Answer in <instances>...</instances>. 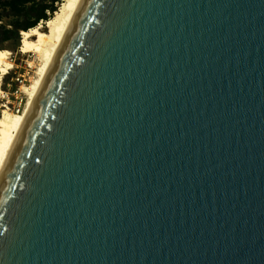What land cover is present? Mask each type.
Masks as SVG:
<instances>
[{
  "label": "water",
  "instance_id": "obj_1",
  "mask_svg": "<svg viewBox=\"0 0 264 264\" xmlns=\"http://www.w3.org/2000/svg\"><path fill=\"white\" fill-rule=\"evenodd\" d=\"M0 264H264V0H80L0 170Z\"/></svg>",
  "mask_w": 264,
  "mask_h": 264
},
{
  "label": "bare ground",
  "instance_id": "obj_2",
  "mask_svg": "<svg viewBox=\"0 0 264 264\" xmlns=\"http://www.w3.org/2000/svg\"><path fill=\"white\" fill-rule=\"evenodd\" d=\"M79 2L80 0H63L53 16L46 20L44 28L38 24L31 29L20 31L22 52L24 55H33L34 59L28 61V67L34 69V72L29 78V84L19 87V92L26 96L21 112H11L8 105L0 103V170L16 131ZM10 55L8 50L0 51V87L4 77L14 68L9 59Z\"/></svg>",
  "mask_w": 264,
  "mask_h": 264
},
{
  "label": "rangeland",
  "instance_id": "obj_3",
  "mask_svg": "<svg viewBox=\"0 0 264 264\" xmlns=\"http://www.w3.org/2000/svg\"><path fill=\"white\" fill-rule=\"evenodd\" d=\"M3 1L5 0H0V3ZM62 1L63 0L54 5L56 6V10L59 8ZM36 2L45 3L48 2V0H36ZM53 14L49 15L50 18ZM16 21L17 19L12 12L0 5V51L8 50L10 52L11 57L9 56V59L14 67L2 81L0 87V103L8 105L11 112L18 113L22 111L26 102V96L19 92V87L22 84H29V78L33 76L34 69L28 67V61H32L34 57L32 54H23L20 36L21 30L17 29L14 25ZM23 21L24 17H20L17 22L22 23ZM45 22L46 21H40L38 24H41L44 28Z\"/></svg>",
  "mask_w": 264,
  "mask_h": 264
},
{
  "label": "trees",
  "instance_id": "obj_4",
  "mask_svg": "<svg viewBox=\"0 0 264 264\" xmlns=\"http://www.w3.org/2000/svg\"><path fill=\"white\" fill-rule=\"evenodd\" d=\"M61 0H48L45 3L36 2V0H5L0 5L7 8L18 18L24 17L22 23L15 22L14 25L19 30H27L36 26L40 21H46L50 14L56 11V3ZM8 33V32H5Z\"/></svg>",
  "mask_w": 264,
  "mask_h": 264
}]
</instances>
